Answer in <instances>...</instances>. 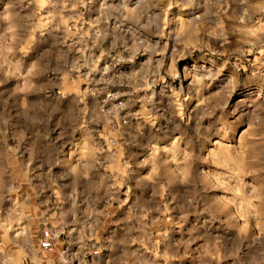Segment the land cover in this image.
Instances as JSON below:
<instances>
[{"label": "rangeland", "instance_id": "374dc122", "mask_svg": "<svg viewBox=\"0 0 264 264\" xmlns=\"http://www.w3.org/2000/svg\"><path fill=\"white\" fill-rule=\"evenodd\" d=\"M264 0H0V264H264Z\"/></svg>", "mask_w": 264, "mask_h": 264}, {"label": "built area", "instance_id": "2783aa9c", "mask_svg": "<svg viewBox=\"0 0 264 264\" xmlns=\"http://www.w3.org/2000/svg\"><path fill=\"white\" fill-rule=\"evenodd\" d=\"M262 68H264V62H262Z\"/></svg>", "mask_w": 264, "mask_h": 264}]
</instances>
